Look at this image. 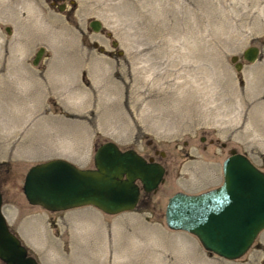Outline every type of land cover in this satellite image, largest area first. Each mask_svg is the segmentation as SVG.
<instances>
[{
  "label": "rangeland",
  "instance_id": "rangeland-1",
  "mask_svg": "<svg viewBox=\"0 0 264 264\" xmlns=\"http://www.w3.org/2000/svg\"><path fill=\"white\" fill-rule=\"evenodd\" d=\"M61 1L0 0V189L11 229L40 264H264V230L227 260L164 214L175 192L221 184L229 148L264 171V0ZM251 45L253 63L242 58ZM108 140L166 168L146 202L115 215L27 202L30 166L63 157L93 167Z\"/></svg>",
  "mask_w": 264,
  "mask_h": 264
},
{
  "label": "water",
  "instance_id": "water-1",
  "mask_svg": "<svg viewBox=\"0 0 264 264\" xmlns=\"http://www.w3.org/2000/svg\"><path fill=\"white\" fill-rule=\"evenodd\" d=\"M89 26L99 32L102 23L92 19ZM6 31L11 32L9 27ZM44 50H37L34 65ZM258 51L249 46L243 58L254 62ZM237 59V55L230 57L240 70ZM165 172L152 157L147 159L133 148L121 149L108 140L96 147L93 167L82 168L61 157L35 163L27 170L22 189L29 204L50 212L91 205L114 215L136 208L140 191H156ZM2 205L0 193V261L40 264L10 230ZM164 214L170 229L192 234L204 250L227 260L238 259L264 230V171L245 154L233 150L222 163L219 186L195 194L175 192L168 198Z\"/></svg>",
  "mask_w": 264,
  "mask_h": 264
},
{
  "label": "flooded vegetation",
  "instance_id": "flooded-vegetation-1",
  "mask_svg": "<svg viewBox=\"0 0 264 264\" xmlns=\"http://www.w3.org/2000/svg\"><path fill=\"white\" fill-rule=\"evenodd\" d=\"M60 2H62V1H61V0H51V4H52L53 6H57L59 9H60ZM7 27H8V26H7ZM7 27H5V31H6V28H7ZM10 31H11V30H10ZM6 32H7V31H6ZM7 33H9V32H7ZM10 33H11V32H10ZM40 47H42V46H40ZM40 47H39V48H40ZM256 47H257V46H256ZM39 48H38V49H39ZM257 48H258V47H257ZM38 49H37V50H38ZM44 49H45V48H44ZM37 50H36V52H37ZM258 50H259V48H258ZM36 52H35V54H36ZM44 52H45V50H44ZM259 52H260V50L258 51V55H259ZM35 54H34V56H35ZM43 55H44V53H43ZM43 55H42V58H43ZM258 55H257V58H258ZM33 58H34V57H33ZM33 58H32V60H33ZM42 58H41V59H42ZM242 58H243V52H242ZM257 58H256V59H257ZM41 59H40V60H41ZM243 59H244V58H243ZM244 60H245V59H244ZM246 61H247V60H246ZM255 61H256V60H255ZM255 61H254V62H255ZM39 62H40V61H39ZM39 62H38V63H39ZM237 62L241 63V65L243 66V63H242L241 61H239V57H238V59H237ZM247 62H248V61H247ZM38 63H37V64H38ZM249 63H253V62H249ZM37 64H36V65H37ZM31 65H32V66H36V65H34V64L32 63V61H31ZM242 66H241V67H242ZM211 142H212V141H211ZM221 146L224 147V146H225V143H222ZM233 150H235V149H233V148H229L230 154H231V152H232ZM230 154H229V155H230ZM246 155H247V154H246ZM154 160H155V159H154ZM0 193L2 194V199H3V202H4V195H3L4 193H3V191H2L1 189H0ZM148 194H149V193H145V192H143V191L140 192V196H139V200H138L137 207H138L141 203H143L144 201L146 202V198H147V195H148ZM144 198H145V199H144Z\"/></svg>",
  "mask_w": 264,
  "mask_h": 264
},
{
  "label": "bare ground",
  "instance_id": "bare-ground-1",
  "mask_svg": "<svg viewBox=\"0 0 264 264\" xmlns=\"http://www.w3.org/2000/svg\"><path fill=\"white\" fill-rule=\"evenodd\" d=\"M71 90V89H70ZM70 92V91H69ZM255 129V128H254ZM252 132V131H251ZM251 135V134H250ZM251 136H253V135H251Z\"/></svg>",
  "mask_w": 264,
  "mask_h": 264
}]
</instances>
